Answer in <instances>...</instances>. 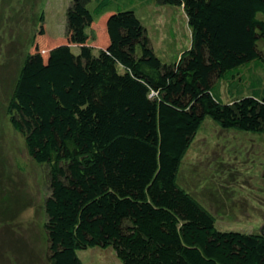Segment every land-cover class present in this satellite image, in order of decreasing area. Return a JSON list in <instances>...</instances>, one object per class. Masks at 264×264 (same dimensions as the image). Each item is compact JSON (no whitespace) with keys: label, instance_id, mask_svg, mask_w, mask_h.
I'll use <instances>...</instances> for the list:
<instances>
[{"label":"trees","instance_id":"obj_1","mask_svg":"<svg viewBox=\"0 0 264 264\" xmlns=\"http://www.w3.org/2000/svg\"><path fill=\"white\" fill-rule=\"evenodd\" d=\"M138 1L117 10L114 0H73L67 40L23 31L12 42L27 48L7 61L0 32L3 126L49 188L47 260L84 264L79 251L111 248L123 264H264L262 234L218 230L178 178L206 118L264 134V0H150L143 10ZM167 6L183 11L191 38L173 62L140 18ZM100 26L108 43L93 47ZM235 85L249 96H234Z\"/></svg>","mask_w":264,"mask_h":264},{"label":"rangeland","instance_id":"obj_2","mask_svg":"<svg viewBox=\"0 0 264 264\" xmlns=\"http://www.w3.org/2000/svg\"><path fill=\"white\" fill-rule=\"evenodd\" d=\"M72 1L0 0L3 10L0 32H6L4 37L9 42L8 45L3 43L1 58L9 60L13 56L11 52L27 48L12 42L18 35H24L23 31L30 30V38H33L35 32L42 29L49 44L59 45L67 40V12ZM133 1L114 0L113 6L117 10L127 9ZM13 12H20L22 16L17 19ZM13 17L16 21L5 29ZM140 18L149 30L156 54L164 62L175 61L176 55L189 47L190 30L180 8H158L151 18H143L141 14ZM34 25L35 30H32ZM103 32L101 26L97 27L101 38L91 43L93 47L108 43ZM79 50L73 47L75 53ZM5 69L0 71V88L8 81L2 76ZM261 76L264 78L263 69ZM262 83L258 85L262 87ZM235 86L234 96H249L248 89ZM2 91L0 89V264H49L44 240V199L49 195V188L43 168L29 157L22 137L3 126L1 105L5 97ZM223 94L225 99L231 100L228 91ZM263 173L264 134L224 131L208 117L184 158L178 178L179 184L215 215L218 230L259 234L264 226ZM78 255L84 264H123L111 248L82 250Z\"/></svg>","mask_w":264,"mask_h":264},{"label":"crops","instance_id":"obj_3","mask_svg":"<svg viewBox=\"0 0 264 264\" xmlns=\"http://www.w3.org/2000/svg\"><path fill=\"white\" fill-rule=\"evenodd\" d=\"M146 0H139L138 3H137V6L140 8V10L142 9H145L146 7H150L151 4H149V2L147 4H145ZM150 9V8H149Z\"/></svg>","mask_w":264,"mask_h":264},{"label":"water","instance_id":"obj_4","mask_svg":"<svg viewBox=\"0 0 264 264\" xmlns=\"http://www.w3.org/2000/svg\"><path fill=\"white\" fill-rule=\"evenodd\" d=\"M261 234H262V236L264 237V226H263V228H262Z\"/></svg>","mask_w":264,"mask_h":264}]
</instances>
